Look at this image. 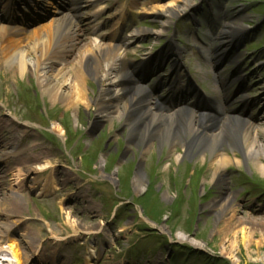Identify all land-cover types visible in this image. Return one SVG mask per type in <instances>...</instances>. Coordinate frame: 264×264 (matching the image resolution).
I'll return each mask as SVG.
<instances>
[{"label":"rangeland","instance_id":"1","mask_svg":"<svg viewBox=\"0 0 264 264\" xmlns=\"http://www.w3.org/2000/svg\"><path fill=\"white\" fill-rule=\"evenodd\" d=\"M43 1L20 21L23 35L47 25L57 12L68 13L74 16L84 44L130 40L126 53L136 61L154 52L159 41L175 31L182 39L186 62L201 77L206 72L209 75L208 65L191 46L197 45L206 56L208 50L229 40L218 35L219 24L214 28L209 22L206 3L216 16L241 17L240 29L234 27L232 31L243 44L244 70L251 68L247 71L251 72L252 102L248 114L260 129L257 142L264 143V0H191L192 5L185 13L167 19L166 25H162L164 16L147 12L145 7L173 0H81L74 7L71 0ZM124 5L128 15L117 29L115 12ZM197 8L198 25L194 27L190 18ZM140 14L149 18L139 20ZM221 19L225 18L219 19L222 24ZM134 26L145 27L147 32L130 38ZM115 28L118 31L114 34ZM196 31L206 46L195 40ZM77 48L63 51L61 64H54V70L67 67L69 56ZM26 59L32 66L33 59ZM231 70V65H224L222 74ZM210 87L213 91L215 84ZM86 88L89 97H97L95 82L88 79ZM148 93L155 102L164 94L161 88ZM163 101H159V108ZM171 105L174 98L169 97L163 107L168 109ZM0 118L1 130L7 134L3 144L14 141L19 154L12 158L14 163L0 165L3 167L0 172H8L7 181L0 180V201L8 205L11 199L19 202L17 214L1 215L0 236L9 228L21 256L32 258L35 254L41 258L43 251L49 254L61 247L57 255L62 256L64 264H86V259L91 264H264V173L252 161L249 148L244 150L245 158L238 154L236 158L230 157L223 184L209 183L207 174L212 170V160L207 152L204 157L182 159L163 146L152 145L146 150L136 147L127 142V128L116 119L100 120L93 107H66L52 100L48 93L43 94L35 73L20 78L3 68H0ZM207 122L218 124L211 119ZM15 149L4 152H10L7 154L10 157ZM23 157L27 160L23 168L32 171L27 177L19 176L17 170L21 166H15ZM44 162L49 164L47 170L35 174L37 164ZM135 173L142 177L138 192L132 183ZM102 174L110 175L112 180H106ZM65 177L69 179L66 182ZM230 192L236 194L232 206L216 220L209 204ZM66 218L71 224L67 225ZM242 219L247 220L245 241L239 227H235ZM73 230L77 231L74 237L59 238L73 234ZM89 230L101 232L87 239L83 233ZM3 239L0 237V264H17ZM192 240L202 246L196 248ZM89 245L96 249L91 258L86 255Z\"/></svg>","mask_w":264,"mask_h":264},{"label":"bare ground","instance_id":"2","mask_svg":"<svg viewBox=\"0 0 264 264\" xmlns=\"http://www.w3.org/2000/svg\"><path fill=\"white\" fill-rule=\"evenodd\" d=\"M41 2L44 1L0 0V68H3L5 72L20 78L35 73L39 89L43 94L48 93L52 100L62 102L66 107L84 106L86 109L93 107L94 113L100 120L112 122L116 119L127 128V142L136 147L146 150L152 145L154 148L163 146L169 152H176L177 158L182 159L204 157V153L207 152L206 155L213 163L210 166L212 170L207 174L209 183L223 184L226 178L225 169L231 163L230 157L236 158L238 154L245 158V148L252 151V161L264 173V164L260 163L264 161L262 154L264 143L257 142L260 129L256 128L252 122L226 116L217 125H213L196 111L182 109L162 111L152 101L144 87L137 83H134L132 87L125 86L123 79H127V70L130 67L126 54L123 53L125 44L95 41L84 44L83 34L76 28L74 17L68 13L59 14L58 12L47 25L35 27L27 35H23L24 29L20 27L23 10L28 13L31 8L35 9ZM71 2L73 3L74 0ZM191 2V0H173L170 3L155 5L151 8L145 7V9L147 12L164 16L162 25H166L169 23L167 19L180 16L192 5ZM223 16L225 17L221 29L223 35L229 34L234 27L240 29L241 17ZM146 32V30L138 29L135 36ZM74 46L75 49L78 48L74 49V54L69 56V65L54 70L53 65L60 63L63 51L73 50ZM27 57L33 59L32 66L26 61ZM88 79L97 85L95 98L89 97L87 93ZM2 121L0 118V130L3 128ZM2 141L0 131V157L5 150H11L14 146V143H6L2 146ZM34 159L39 160L38 157ZM6 161L2 160L0 165L5 164ZM26 161L24 159L18 161V165L21 166L17 170L19 176L27 177L32 172L29 168H23ZM48 165L47 162L37 164L35 174H42L47 170ZM0 168L3 167L0 166ZM7 175L8 172H0V180H6ZM102 177L112 180L110 175L102 174ZM68 180L64 178L65 182ZM132 183L134 191H140L141 174L135 173ZM235 195V193H227L221 200L209 204L216 220L231 208ZM18 204L19 202L15 199L13 201L11 199L9 205L4 200L0 201V217L17 214L15 211ZM246 221L242 219L235 223V227H239L243 241L248 237L245 230ZM66 223L71 224L69 219ZM71 227L73 228L74 225ZM100 232V230H89L83 235L91 239ZM8 233L9 228H5L1 235L6 236L11 257L17 264H27L30 257L21 256L16 248L14 237L7 236ZM74 233L77 234V231L73 230V234L69 236L58 237L63 240L74 237ZM59 238H55L57 242L62 241ZM192 245L196 248L202 246L195 240H192ZM167 254H169L168 251ZM86 255L88 258L96 255L94 245L87 247ZM46 257L48 261L62 264V261H57L62 258L57 253L46 255ZM86 262L91 264L88 259Z\"/></svg>","mask_w":264,"mask_h":264}]
</instances>
